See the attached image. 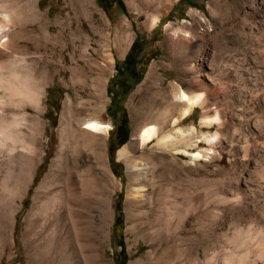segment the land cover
Segmentation results:
<instances>
[{
  "label": "rangeland",
  "instance_id": "obj_1",
  "mask_svg": "<svg viewBox=\"0 0 264 264\" xmlns=\"http://www.w3.org/2000/svg\"><path fill=\"white\" fill-rule=\"evenodd\" d=\"M140 1L38 0L33 20L22 25L32 40L21 43L13 54L24 57L35 78L45 81L40 114L44 136L56 130L66 93L72 97L80 93L87 107L93 88L102 90L100 117L110 126L102 139L103 151L116 182L111 186L108 221L101 223L99 204H84L76 207L74 222L68 224L65 205L55 194L32 208V195L47 161L45 170L35 174L17 200L19 204H0L4 222L0 264H159L162 256V261L172 264H264V1H171L151 26L144 25L151 12ZM23 2L19 0L20 5ZM45 26L46 36H42L39 32ZM114 26L123 28L118 33L120 50L113 41ZM178 26L191 36L174 34ZM102 29L109 32L105 40L98 36ZM86 34L93 58L89 67L75 57V47L86 46ZM194 57L208 64L203 73L211 84L208 98L213 104L206 111L196 107L181 124L193 123L197 134L215 133L216 138L211 144L198 143L209 154L187 176L170 175L163 204L156 206L151 200L130 206L131 220L126 210L127 167L118 158V149L131 139L133 116L144 112L151 100L166 105L177 85L195 91L184 75ZM152 63L158 65L162 79L153 80L144 93V78ZM78 65L81 72L76 80L71 69ZM25 109L33 114L30 105ZM202 113L216 114L218 120L200 125ZM12 181L0 183L1 195L15 188ZM48 185L55 188L59 180H49ZM176 200L182 206L189 204V212L175 233L176 220H164L163 229L176 241L167 250L165 243L154 240L153 231L161 227L154 214L162 206L171 211Z\"/></svg>",
  "mask_w": 264,
  "mask_h": 264
},
{
  "label": "bare ground",
  "instance_id": "obj_2",
  "mask_svg": "<svg viewBox=\"0 0 264 264\" xmlns=\"http://www.w3.org/2000/svg\"><path fill=\"white\" fill-rule=\"evenodd\" d=\"M0 1V61L16 62L22 66L21 71L29 77V89L26 93L8 89L0 90V183L12 179L13 187H15L9 194H0V204H19L17 200L21 199L28 184L34 179L36 173L40 174L45 170V165L49 161L47 170L34 189L32 208L37 204H44L49 195L55 194L60 198V203L65 205L66 216L64 217L68 224L74 222L76 207L83 208L84 204H99L101 223H104L110 217L109 196L111 186L115 185L116 181L106 164L103 151L102 139L110 126L100 117L102 104L100 92L102 90L99 91L94 87L96 83L93 85L92 93L88 100L84 101L87 107L83 105L80 93L75 92L73 97L66 93L56 130L52 134L44 136L45 127L40 119V114L44 109L42 97H45V81L42 79L38 81L35 78L34 70L24 64V57L17 59L13 54L21 46V43L32 40L22 25L26 21L33 20L32 17L39 7L38 0H23L21 5L19 0ZM125 1L130 4V0ZM171 1L176 0H141L142 8L151 12L144 25L155 24L158 20L157 15ZM42 28L39 33L46 36L48 27ZM115 28L113 41L116 48L120 50L118 33L123 28L120 29V26ZM103 30L99 31L98 36L99 39L105 40L109 37V32H103ZM174 32L176 35L183 32V35L191 36V32L185 31L181 26L176 27ZM85 40L87 41L86 46H82L80 50L75 47L78 52L75 53V57L80 56L83 65L89 67L93 58L92 53L88 51V47L91 45L87 34ZM105 57L106 61L103 65L106 67L109 65V61L107 60L108 56ZM205 66L208 67L205 60L194 57L185 69L184 75L188 78L186 83L195 88V91L188 92L177 85V89L172 91L170 102L166 105L160 106L162 103L154 99L148 103L144 112L133 116L131 139L117 152L118 158L123 160L127 167L126 210L129 212L131 220H133L134 214L129 211L130 206L136 207L141 203H149L151 200L153 205L163 204L164 192L167 188L170 189L171 176H175L173 173L182 172L187 176V173L193 170V165L209 154L208 149L203 150L198 143L204 140L211 144L212 139L216 138V134H197V127L193 123L188 126L181 124V121L190 116L196 107L205 110L211 108L210 106L213 104L208 98L211 93V84L204 77L203 67ZM80 67L78 65L71 69L73 79H78L77 72H81ZM156 79H162V77L158 72V65L152 63L144 78V93L148 91L150 83ZM185 95L188 98L186 101L184 100ZM141 102L140 99L137 103L140 105ZM26 105L32 107L33 114L26 111ZM4 107L10 108L4 109ZM213 120H218L216 114L202 113L200 125L206 127ZM149 143L151 144L149 145ZM137 151L139 154L136 155ZM33 172H35L34 175ZM55 178L59 180V185L52 188L51 185H48V181ZM20 187L23 189L21 194L18 193ZM161 208L160 211L154 212V220L161 225L153 231L154 240L157 239L159 245L161 242L165 243V248L170 250L176 245V241L171 238L172 233L168 235V231L163 229V222L166 218L175 219L172 229L174 233L178 231L189 212V204L182 206L178 200L173 201L170 213L166 207L162 206ZM2 223L4 222L0 221V227H2ZM162 257L159 259V264H172L170 261H162Z\"/></svg>",
  "mask_w": 264,
  "mask_h": 264
},
{
  "label": "clouds",
  "instance_id": "obj_3",
  "mask_svg": "<svg viewBox=\"0 0 264 264\" xmlns=\"http://www.w3.org/2000/svg\"><path fill=\"white\" fill-rule=\"evenodd\" d=\"M16 62L0 61V90L8 89L26 93L29 89V77L21 71Z\"/></svg>",
  "mask_w": 264,
  "mask_h": 264
},
{
  "label": "snow or ice",
  "instance_id": "obj_4",
  "mask_svg": "<svg viewBox=\"0 0 264 264\" xmlns=\"http://www.w3.org/2000/svg\"><path fill=\"white\" fill-rule=\"evenodd\" d=\"M187 99H188V98H187V96L185 95V96H184V100L186 101ZM196 155H198V154H196Z\"/></svg>",
  "mask_w": 264,
  "mask_h": 264
},
{
  "label": "trees",
  "instance_id": "obj_5",
  "mask_svg": "<svg viewBox=\"0 0 264 264\" xmlns=\"http://www.w3.org/2000/svg\"><path fill=\"white\" fill-rule=\"evenodd\" d=\"M116 1H118V0H116ZM127 136V134H124V137H126Z\"/></svg>",
  "mask_w": 264,
  "mask_h": 264
}]
</instances>
